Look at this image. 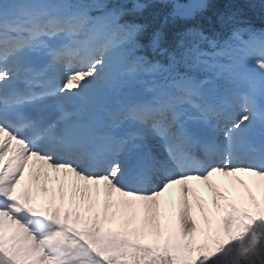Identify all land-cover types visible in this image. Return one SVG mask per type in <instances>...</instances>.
<instances>
[{
  "label": "snow or ice",
  "instance_id": "6c2138e0",
  "mask_svg": "<svg viewBox=\"0 0 264 264\" xmlns=\"http://www.w3.org/2000/svg\"><path fill=\"white\" fill-rule=\"evenodd\" d=\"M33 158L103 183V220L18 191ZM217 174L264 181V30L239 0H0V264H264V203ZM190 181L227 201L215 225Z\"/></svg>",
  "mask_w": 264,
  "mask_h": 264
},
{
  "label": "bare ground",
  "instance_id": "6f19581e",
  "mask_svg": "<svg viewBox=\"0 0 264 264\" xmlns=\"http://www.w3.org/2000/svg\"><path fill=\"white\" fill-rule=\"evenodd\" d=\"M110 38L107 34L105 35ZM15 145V142H13ZM12 153L9 152V156ZM8 156L5 157V162H7ZM25 179L21 180V184L18 186V191L22 187L31 186L33 189V193L36 195V200L41 201V205L49 206L52 204L53 199L56 205H62L65 209L71 208L73 211H80L84 216L94 215L95 212L98 210L101 213V217L103 218V206L106 200V190L104 188L103 183L99 185V190H97V186L93 184H87L85 181L78 180L72 173H66L63 169L55 170L53 168L44 165L43 162L36 160L33 158L31 161L28 162V170L24 173ZM39 176V180L35 179V176ZM240 179L245 181L251 188V179L248 177L247 174H238ZM45 179L47 183L45 184ZM214 182L219 184L223 189L226 190L229 197H233L236 199L237 195L239 194L240 184L231 177H225L222 174H217L213 178ZM261 181V180H260ZM193 184H198L199 181H192ZM55 183V185H53ZM203 185V183H200ZM190 185V184H189ZM258 189H264V181L259 182ZM21 186V187H20ZM45 187H47V191H45ZM181 186L176 185L169 189L167 192L163 194L160 198L163 205H166L169 209V215L175 220L176 218V210H178L179 202L181 199L180 194ZM174 189L179 190L176 195L174 193ZM195 192L201 197V201L197 202L194 196L190 195L189 200L193 205V214L200 219V203H203L205 209L208 211L212 210V203L214 200H219L220 198L215 197L214 194L210 196V200L206 199L204 193L198 192L197 187L193 188ZM201 189V186H199ZM207 192H211L210 189L206 190ZM67 197L70 198V202L68 203ZM112 199L114 201L121 198L119 193H113ZM139 202H137L138 204ZM92 208V211H89V208ZM123 205L120 206V209L117 207H113L109 209V219L106 220L108 224L117 222H123L125 215L122 212ZM177 208V209H176ZM176 209V210H175ZM116 212V216L112 217V213ZM129 217V216H126Z\"/></svg>",
  "mask_w": 264,
  "mask_h": 264
},
{
  "label": "rangeland",
  "instance_id": "374dc122",
  "mask_svg": "<svg viewBox=\"0 0 264 264\" xmlns=\"http://www.w3.org/2000/svg\"><path fill=\"white\" fill-rule=\"evenodd\" d=\"M189 2H190V0H187L186 2H180V3L181 4H188ZM248 177L251 179V184H250L251 188H249L246 185H242V187L239 188L240 192L237 195L236 199H234L231 196H230V199L235 200L238 204L250 205L252 203V201L250 199V196H249V190H250L251 193L256 195L257 199L261 203H264V189L263 188H259L258 189V185H257V184H259V182H261L260 179L259 178H255V177H251V176H248ZM201 187H202L201 189L198 188V192L204 193L206 199H208V201H211L210 200V196L212 195V191L211 192H207L206 191L207 187L204 184ZM67 196L68 195H66L67 201H69L70 198L67 197ZM218 201H219V203L221 205L227 203V201H224V200H221V199H219ZM176 212H177V210H176ZM199 213H200L199 215H200V219H201L200 222L203 223L204 213H202L201 211ZM207 213H208L209 219L212 220L214 225L219 220L220 216L223 215L222 210L221 209H217L215 204L212 205V210L208 211ZM122 218H124L123 222L115 221V223L108 224L109 222L105 221L104 222L105 229H111L113 231H121V230H123L124 227H125L126 221L128 219H130V217L122 216ZM101 219L103 220L102 217H101ZM106 222H108V223H106ZM133 226H135V225H133Z\"/></svg>",
  "mask_w": 264,
  "mask_h": 264
},
{
  "label": "trees",
  "instance_id": "16d2710c",
  "mask_svg": "<svg viewBox=\"0 0 264 264\" xmlns=\"http://www.w3.org/2000/svg\"><path fill=\"white\" fill-rule=\"evenodd\" d=\"M239 6L242 9V19L248 21L252 27L257 30H264V0H239ZM158 13H168L170 7L157 9ZM201 22L197 17L192 21H183L177 19L174 25H170V35L185 31L188 27H194L197 23Z\"/></svg>",
  "mask_w": 264,
  "mask_h": 264
}]
</instances>
